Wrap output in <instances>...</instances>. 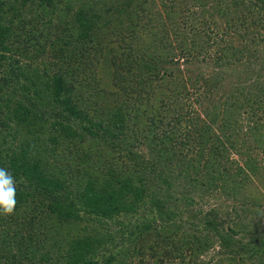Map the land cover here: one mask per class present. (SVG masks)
Masks as SVG:
<instances>
[{
    "label": "trees",
    "instance_id": "16d2710c",
    "mask_svg": "<svg viewBox=\"0 0 264 264\" xmlns=\"http://www.w3.org/2000/svg\"><path fill=\"white\" fill-rule=\"evenodd\" d=\"M261 29L264 0H0V168L17 186L0 264H204L216 243L215 264H264L262 223L182 217L198 190L261 197L250 188L264 180L230 168L236 117L213 118L217 132L192 117L222 79L202 63L241 73L264 57ZM253 82L257 111L264 82ZM82 214L113 222L109 249L70 235Z\"/></svg>",
    "mask_w": 264,
    "mask_h": 264
},
{
    "label": "rangeland",
    "instance_id": "374dc122",
    "mask_svg": "<svg viewBox=\"0 0 264 264\" xmlns=\"http://www.w3.org/2000/svg\"><path fill=\"white\" fill-rule=\"evenodd\" d=\"M258 40L264 36V29L259 31ZM229 36V35H228ZM226 41L229 40L228 37L225 36ZM261 54V53H260ZM263 58H260V62L250 61L247 63L246 68L243 69L241 73H236V68L231 67L229 64L220 62V63H213V60H208V62H203L202 67L207 69V76L210 79H213L218 73V75L222 78L219 81H215L212 84L213 91L211 92V96L213 97L212 103L210 106L203 111L197 104L192 105L196 112L192 114V117L197 122V120L203 119L206 123L209 124V127L213 131L217 132L218 123H213L216 119H221L222 116L226 115L232 118L236 117L237 121L239 122L240 128L237 129L235 132L234 137L239 139V141H235L233 148L229 146L232 142L228 139L227 144L229 147V155L230 159H233L235 162L233 164L234 167L242 166L246 172L247 177L244 178V182L250 184L248 181V177H252V175H256L260 178L259 180H264V151L263 148L259 145L257 137V132L259 131L256 129L255 125H260V129L264 131V107L261 110H256V107L251 103H245L246 100L251 97L253 88L256 86L253 80L261 79V83L264 82V61ZM240 83V84H239ZM240 85V86H239ZM251 87L252 94L249 91V88H245V92L247 91V98H244L242 90H235L233 87ZM241 93V94H240ZM222 102H226L227 105H231V110L229 113H224V108L220 109L213 105L217 103V105L222 104ZM184 108V106H182ZM229 114V115H228ZM214 118V120H212ZM186 122L193 121L189 117H185ZM190 123V122H189ZM192 123V122H191ZM190 125V124H188ZM194 132V131H193ZM224 144H226L225 139L222 140ZM263 142V140H262ZM264 147V146H263ZM249 163V164H248ZM252 166L255 169V172H251L250 168L247 165ZM222 168V167H221ZM236 172V170H234ZM258 182V181H257ZM200 186L199 184H197ZM255 183H251V191L256 192L257 196H261L260 198L250 197L247 199V202H244L241 198L235 199L234 196L227 197L223 194L221 189L218 190H198L195 191V203L192 204L190 207H187L182 214L183 220L187 223L189 218L195 223L199 217H203L204 215H199L197 212L196 217H191V209L192 210H202L203 213H208L210 211H216L218 213L219 219L223 221L224 228L227 225H230L232 221H236L241 225V222H244L242 225L247 224L246 222L249 221H256L262 223L264 226V187L262 185H258V189ZM200 189V188H199ZM191 195L190 193H188ZM200 195V197L198 196ZM241 196V195H240ZM262 202V206L258 209V211L251 213L248 207H253L256 202ZM252 203V204H251ZM82 219L80 218V222L75 229H70L69 233L72 236H92L94 238H98L101 240L100 244L101 247L106 246L107 249L108 245H110L109 234H111L114 239H118L120 233H116L112 231V229H116V226L113 225L112 221L108 218H97L92 219V215L82 214ZM214 216L209 214L207 217ZM92 217V218H91ZM239 218H243L239 222ZM250 225V224H247ZM202 229V228H201ZM201 229H198L201 231ZM203 232V231H202ZM66 235V231L64 229L63 232ZM107 241V243L105 242ZM219 249V244L216 243L211 249H209L205 254H203L200 259L204 262V264H215L217 258L215 257L216 251ZM215 252V253H214ZM105 253V251H103Z\"/></svg>",
    "mask_w": 264,
    "mask_h": 264
},
{
    "label": "clouds",
    "instance_id": "9594fccd",
    "mask_svg": "<svg viewBox=\"0 0 264 264\" xmlns=\"http://www.w3.org/2000/svg\"><path fill=\"white\" fill-rule=\"evenodd\" d=\"M17 206V186L14 177L0 168V215L11 216Z\"/></svg>",
    "mask_w": 264,
    "mask_h": 264
}]
</instances>
